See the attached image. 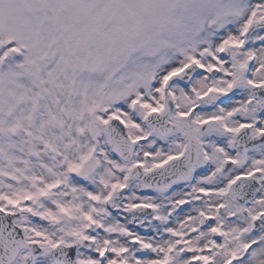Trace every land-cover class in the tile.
<instances>
[{"label": "snow or ice", "instance_id": "1", "mask_svg": "<svg viewBox=\"0 0 264 264\" xmlns=\"http://www.w3.org/2000/svg\"><path fill=\"white\" fill-rule=\"evenodd\" d=\"M0 264H264V0H0Z\"/></svg>", "mask_w": 264, "mask_h": 264}]
</instances>
